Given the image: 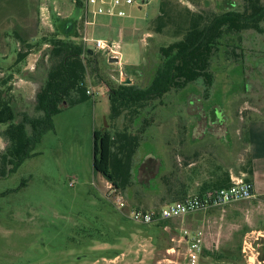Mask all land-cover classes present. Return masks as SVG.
<instances>
[{
    "label": "rangeland",
    "instance_id": "1",
    "mask_svg": "<svg viewBox=\"0 0 264 264\" xmlns=\"http://www.w3.org/2000/svg\"><path fill=\"white\" fill-rule=\"evenodd\" d=\"M247 3L151 0L126 17L91 16L94 23L86 25L84 11L71 0L4 1L0 22L5 26L21 19L34 34L33 19L37 21V38L19 46L26 57L0 58V98L13 103L19 119L36 113V94L50 66L49 41L65 38L66 20L78 21L70 31L78 43L85 45L86 35L119 44L121 65L110 62L114 55L95 48L94 41L86 43L94 52L92 62L86 59L87 87L98 94L64 107L35 154L0 178V264H185V229L203 233L198 264H264V221L242 217L247 200L148 225L130 220L117 207L120 197L126 209L159 210L170 203L160 189L167 177L174 184L176 163L184 167L195 153L201 167L230 165L234 173L246 169L247 155L245 165L240 155L247 153V124L264 117V20L261 31L248 29L223 39L212 61V85L190 83L163 99L127 106L117 118L111 116L109 101V86H148L160 47L182 37L168 31L169 25L156 32L163 11L182 20L186 29V10L211 18L231 8L242 11ZM228 42L240 49L233 52ZM125 76L132 84H124ZM4 128L0 125V131ZM95 130L137 138L126 187L116 188L95 170ZM7 146L0 134V153Z\"/></svg>",
    "mask_w": 264,
    "mask_h": 264
},
{
    "label": "trees",
    "instance_id": "2",
    "mask_svg": "<svg viewBox=\"0 0 264 264\" xmlns=\"http://www.w3.org/2000/svg\"><path fill=\"white\" fill-rule=\"evenodd\" d=\"M164 10V8H163ZM189 25L182 27V20L174 21L169 12L163 11L156 32H163L168 26L180 39L159 49L158 63L150 84L146 87L136 85L109 86L111 116L117 118L123 108L147 100H160L173 90L186 88L190 83L204 80L208 86L213 84L212 61L223 44V39L244 30H262L264 20V0H248L244 10L227 9L207 18L202 13L186 10ZM182 19V18H181ZM64 31V37L56 36L49 41L46 52L50 66L46 78L36 94V113H24L19 119L18 112L8 99L0 98V125L5 128L0 134L7 140L5 152L0 153V178L10 176L22 163L35 153L44 135L55 128L54 117L64 107L79 104L90 99L87 93V64L94 60L93 50L85 49L83 43L72 39L75 20ZM175 23V28L170 25ZM76 36V35H75ZM228 47L240 49L239 45L226 43ZM86 56H85V55ZM24 52L19 58L24 59ZM6 82V81H5ZM137 138L127 132L111 135L109 132L94 131V168L116 188L129 183V169L133 154L137 149ZM246 171L251 172L248 158ZM228 182L219 187H228ZM264 260V258H263Z\"/></svg>",
    "mask_w": 264,
    "mask_h": 264
},
{
    "label": "crops",
    "instance_id": "3",
    "mask_svg": "<svg viewBox=\"0 0 264 264\" xmlns=\"http://www.w3.org/2000/svg\"><path fill=\"white\" fill-rule=\"evenodd\" d=\"M4 1L5 0H0V10L4 7ZM35 12H37V10H35ZM4 18L3 14L1 19ZM33 20L34 34L27 31V23L23 25L25 21L21 23V19L18 20L17 24L12 21L9 26H5V23L0 22V58L6 59L18 55L21 43L32 44L37 38L36 17ZM65 22L72 26L70 20H66ZM77 22L78 21H76V24ZM28 25L29 28L32 26L31 21L28 22ZM71 28L74 29L75 26ZM13 35H15V37ZM76 38H78V36L72 37V39ZM246 140L247 141L244 143L246 148L244 150L247 153H242L240 155V163L241 165L245 163V155H247L246 164L249 158L251 161V172L239 170V172L234 173L235 171L230 165H227L225 168H217L216 170H213L208 165L207 167H201L198 160L199 155L195 153L194 157H190V160L184 164V167L182 164L176 163V169H174V173L172 174L176 182L174 181V184L170 185L167 177V182L162 186L159 193L163 196L165 201H180L189 195L202 193L207 189L223 186L232 176L244 173L247 175L248 179L253 182L255 196L247 200L248 206L246 209L242 210V217L264 221V117L253 118L248 122L246 127ZM187 170H189V172ZM262 229V227H258L257 230L261 233L263 231ZM245 250L246 248H244V251ZM251 258L250 256V259Z\"/></svg>",
    "mask_w": 264,
    "mask_h": 264
},
{
    "label": "built area",
    "instance_id": "4",
    "mask_svg": "<svg viewBox=\"0 0 264 264\" xmlns=\"http://www.w3.org/2000/svg\"><path fill=\"white\" fill-rule=\"evenodd\" d=\"M74 6L84 11L85 24L94 23L90 17L107 16V17H126L131 9L141 10L148 6L151 0H71ZM86 43L95 42V48L106 51L119 59L121 65V52L119 44H109L102 39H91L88 36L83 37ZM84 45V46H85ZM87 48V45L85 47ZM85 55V54H84ZM86 56V55H85ZM90 87L87 93L91 96L98 94ZM255 196L253 182L248 179L247 175L241 173L231 178L228 187L211 188L202 193L189 195L183 200L174 201L163 205L159 210H145L139 208L126 209V203L123 198L117 201V207L120 211L125 209L126 216L140 224H153L160 220H167L182 216H188L201 211H207L216 207H224L231 203L252 199ZM185 240L187 242V254L185 264H198L203 251V233L201 231L189 232L185 229Z\"/></svg>",
    "mask_w": 264,
    "mask_h": 264
},
{
    "label": "water",
    "instance_id": "5",
    "mask_svg": "<svg viewBox=\"0 0 264 264\" xmlns=\"http://www.w3.org/2000/svg\"><path fill=\"white\" fill-rule=\"evenodd\" d=\"M109 61L113 62V63H115V62L117 63V62H119V59L117 57H110ZM124 84H132V79L125 76Z\"/></svg>",
    "mask_w": 264,
    "mask_h": 264
}]
</instances>
